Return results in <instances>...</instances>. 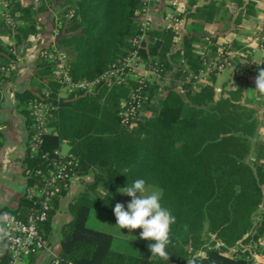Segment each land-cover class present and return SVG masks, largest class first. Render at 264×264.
<instances>
[{"label":"trees","instance_id":"trees-1","mask_svg":"<svg viewBox=\"0 0 264 264\" xmlns=\"http://www.w3.org/2000/svg\"><path fill=\"white\" fill-rule=\"evenodd\" d=\"M0 1L15 22L6 31L12 32L15 46L0 39V67L5 68L0 71V86L18 74L15 47L40 34L37 15L59 2L69 6L53 19L55 41L44 49L54 47L65 57L73 82L93 81L113 69L122 78L100 80L90 93L73 91L60 97L62 85L53 65L38 56L33 75L38 87L14 93L16 109L25 119V188L39 184L35 172L45 170L43 156L56 158L54 152L61 151L64 143L78 163L74 176L83 190L69 202L70 220L60 230V249L55 254L62 264H253L250 252L264 255V165L246 161L257 130V112L242 101L240 89L216 93V70L206 83H198L207 61L204 52L215 47L198 54L194 36L185 34L180 48L174 49L177 35L172 26L143 30L144 0H45L38 6ZM256 1L245 5L247 15L253 13ZM212 7L209 3L196 11L212 16L216 11ZM182 17L183 13L176 15ZM207 41L213 43L215 37ZM232 41V47L250 60L247 50ZM134 51L139 65L157 74L152 80L129 77L133 72L123 65ZM245 71L255 79L259 72L251 66ZM166 74L169 83L163 80ZM237 76L242 77L239 72ZM136 92L142 102L134 121L125 125L119 115L121 105L131 102ZM40 101L51 107L46 114L49 132L32 152L31 107ZM141 178L159 189L162 206L176 218L168 262L151 256L149 241L142 240L139 254L130 258L109 247V235L85 226L88 209L114 213L110 199L117 189ZM65 192L66 188L52 200L41 226L47 241L58 199ZM37 203L36 198L26 197L24 189L16 207L0 212L25 220Z\"/></svg>","mask_w":264,"mask_h":264},{"label":"crops","instance_id":"crops-1","mask_svg":"<svg viewBox=\"0 0 264 264\" xmlns=\"http://www.w3.org/2000/svg\"><path fill=\"white\" fill-rule=\"evenodd\" d=\"M22 5L34 4L37 2L42 4L45 0H18ZM250 0H144L146 9L144 12V21L148 29H163L172 26L176 32L175 49H179L183 35L191 34L194 36V49L199 52L206 48V42L209 37L221 35V44L233 42L234 38L240 41L239 38L244 35L251 34V31H257L264 25V0H257L252 14L247 15L245 5ZM194 4L191 5L190 3ZM172 3H175L173 6ZM209 3L214 4L213 15L205 16L201 11L204 5ZM69 6V3L59 2L49 6L48 10L37 15V21L40 24V34L37 37H29L24 43L15 47L18 53V74L11 82H4L1 85L0 93V209L4 207L13 208L18 204L25 186L26 178L23 174V164L27 157L25 147L26 130L25 119L16 109V101L14 98L15 92L24 90H34L38 87L39 81L34 78L35 67L38 61L39 52L52 45L55 41L53 31V19ZM170 6L174 12L167 14L166 7ZM183 13L182 18H176V15ZM212 17V18H211ZM221 18V32L213 30L212 23ZM212 19V20H210ZM5 33V32H4ZM0 39L5 45L13 44L15 39L9 35L0 34ZM219 40V39H218ZM242 41V40H241ZM244 42V41H243ZM243 46V45H242ZM234 55L229 65H238L239 63L248 62L251 67L259 71L264 68V59L258 61L257 57L251 56L250 60L243 58L240 52ZM246 62V63H247ZM223 64V63H222ZM233 67V66H232ZM217 71V70H216ZM144 74L151 72L143 70ZM217 75L215 82V91L217 94H224L227 91L240 89L242 101L246 102L250 107L257 112V130L252 138V150L246 157L247 162H258L264 165V94L259 95L256 90L255 77L253 74L249 80H246L237 75H230L228 69L221 71V76ZM204 75V74H203ZM202 75V77H203ZM221 79V92L218 85ZM61 152H63L61 146ZM75 184H78L77 186ZM83 190V184L78 179H73L64 195L58 199V207L52 217V234L48 237L49 250L54 254L60 249V230L63 224L70 220L68 213L69 202ZM120 194L118 191L111 199ZM124 198V195H121ZM131 198V197H130ZM110 199V200H111ZM125 199V198H124ZM95 209H88L85 217V226L87 229L101 232L109 235V247L113 249L115 238L128 242L130 232L127 229H120L117 222L112 226L117 228L116 233L104 232L98 230L95 224L96 219L105 220L104 215L94 213ZM94 218V219H93ZM102 225V224H100ZM140 230V229H137ZM113 250H119L114 248ZM125 251V250H121ZM125 253V252H124ZM49 253L43 252L37 256L34 264H44L49 257Z\"/></svg>","mask_w":264,"mask_h":264},{"label":"built area","instance_id":"built-area-1","mask_svg":"<svg viewBox=\"0 0 264 264\" xmlns=\"http://www.w3.org/2000/svg\"><path fill=\"white\" fill-rule=\"evenodd\" d=\"M172 5L174 6L175 3H172ZM5 16L4 19L6 23L9 24L10 27H14L15 23H11L12 18L10 15ZM143 26L142 29L144 30ZM56 34L57 31L55 30L54 35ZM134 43H137V40H135ZM260 45L264 53V33L262 34ZM230 47L231 46L228 44L224 49V63L231 54ZM39 56L53 63L55 67L58 68L56 70L58 71L56 78L62 87L65 86L71 91L90 93L95 89L100 80L107 81L111 77H114L117 81L122 80L117 69H113L105 73L101 78L93 81L73 82L69 76L65 58L62 57L54 47L51 50H41ZM137 66H139V57L137 52L134 51L125 59L123 67L128 68L131 72H135ZM4 70V67H0V71ZM151 74L157 75L154 72H151ZM201 74L198 80L202 79ZM137 92L131 102L122 103L121 105L119 115L125 125L134 121L138 108L142 102V98ZM49 109H51V107L42 101L35 103L31 107L34 134L29 140V146L32 152H36L38 145L41 143L42 135L49 132L46 126V114ZM54 155L56 158L46 155L43 156L47 162L45 170H37L35 172V175L40 178L39 184L27 186L25 188L26 197L37 199V208L31 211L25 220L17 219L4 211L0 212V226L8 233L7 236L0 239L2 242V246L0 245V264H30L29 261L32 257L38 256L43 252H47L54 256L50 264H62L57 259L56 254L49 250L48 241L42 233L41 226L47 221L49 211L52 208V200L59 195L61 190L68 188L67 182L70 183L75 179L74 171L78 163L75 157L67 153L63 154L61 151H55ZM248 258L253 264H264V257L256 252H250Z\"/></svg>","mask_w":264,"mask_h":264},{"label":"rangeland","instance_id":"rangeland-1","mask_svg":"<svg viewBox=\"0 0 264 264\" xmlns=\"http://www.w3.org/2000/svg\"><path fill=\"white\" fill-rule=\"evenodd\" d=\"M37 4L39 5L38 2H37ZM4 7H5V4L2 1H0V34L1 35L7 34L11 38H14L12 32H10L9 34L6 32L9 24L6 23L4 17H6L5 15H9V12L4 11ZM64 10H66V8L63 10H60L59 12L61 15L60 14L57 15V17L62 16V13ZM144 12H145V10H144ZM165 12L167 14H171L174 12V9L171 8L170 6H167ZM1 22H3V24ZM12 22H13V20L11 21V23ZM213 22L214 23H212V25L210 27H212L213 30L220 33L221 32V18H217V20H215ZM141 25L142 26L144 25L143 26L144 30L148 29V26L145 23L144 18L141 19ZM249 31H251V34H247V35H244L243 37L239 38L240 41H238V43L240 45H243L242 49L247 50V54H250L251 56L255 55V57L258 58L257 59L258 61H262L264 59V53L260 48L261 47L260 42L262 41V34L264 33V25H262L255 32L252 30H249ZM214 37H215V41L213 43L210 41H207V44L205 47L206 48L207 47H215L216 49L213 51H211V50L207 51L206 50L204 52L205 53L204 55H207V57H206L207 61L205 62V69L202 72L204 75L201 74L202 79L198 80V83H206L208 81L210 73L213 72L214 70H217L219 73L218 75L221 76L220 75L221 71L225 70V69H228V71L230 72V75H232V76L237 75L239 72V74L242 75V78L249 80L251 78V75H249V73H248V77H247L245 70H246V67L250 66V64L246 61L247 63L243 62V63H239L238 65H234V64L229 65V64H231L229 62L233 59L234 55H238L237 54L238 51H236L234 49V47H232V42L228 43L231 46L230 47L231 54H230V56L227 57V59L224 63V59H225L224 56L225 55L223 54V52H224V49L228 46V44H225V45H224V43L221 44V35H216ZM234 39H237V38H234ZM10 46H13V44H11ZM203 51H204V49H202L201 51H199L197 53L202 54ZM239 55H241V54H239ZM62 57H64V56H62ZM65 61L67 62L66 59H65ZM48 63H50V62H48ZM50 64L53 65L52 70L54 71L55 76H56L57 72H58L56 70L58 68H56L53 63H50ZM143 70H144L143 65H139V66H137L135 72H133L129 77L131 79H137V77L146 76L147 78L152 80L153 75L146 74V73L144 74ZM202 75H203V77H202ZM216 75H217V72H216L215 76ZM169 78H170V74H166L165 77L163 78L164 82L169 83ZM220 81H221V79L219 80V83H220ZM218 87H219V90L221 92V83L218 85ZM44 90H45L44 92H48L47 89H44ZM71 92H73V91H71L70 89H68L67 87L64 86V87H62V89H60L59 95H60V97H67L68 94H70ZM218 95H221V93ZM141 114L145 115L146 112L142 111ZM62 150H63V152H66L68 150L67 144H65V143L62 144ZM75 185L77 186L78 184H75ZM150 187L152 190H159L153 186H150ZM124 198H123V196H121V194H118L117 196L113 197L110 200V202L113 205H116L117 203L124 204L125 209H127V204L130 202L131 198L126 196V195H124ZM94 213H99V215H104V217H106V219L103 221L95 218V220H96L95 224H99V225H95L96 228H99L98 230L104 231V232H114L115 234H118V233H116V232H118L117 228L115 226H112L113 223L117 222L114 213H106V212L99 211L96 209H95ZM100 224H102V225H100ZM141 231H142L141 229L140 230L136 229V230L132 231L130 233L131 236H130L128 242L118 240L115 238L114 243H113V249L114 248L119 249L117 251L125 250V251H121V252H125L130 258L136 257L140 252V246H141V242H142V239L139 238ZM263 251H264V246H263ZM258 254L260 256L264 257L263 254H261V253H258Z\"/></svg>","mask_w":264,"mask_h":264},{"label":"clouds","instance_id":"clouds-1","mask_svg":"<svg viewBox=\"0 0 264 264\" xmlns=\"http://www.w3.org/2000/svg\"><path fill=\"white\" fill-rule=\"evenodd\" d=\"M255 84L256 90L264 91V68L259 70ZM117 191L121 195L131 197V200L127 204V209L124 204L115 205L116 226L127 229L130 233L141 229L139 238L149 241L147 246L151 256L168 262L170 258L168 248L172 243L171 226L175 224L176 218L169 209L162 206L161 192L152 190L142 178L136 179L131 185L118 188ZM7 235L6 230L0 226V239Z\"/></svg>","mask_w":264,"mask_h":264},{"label":"water","instance_id":"water-1","mask_svg":"<svg viewBox=\"0 0 264 264\" xmlns=\"http://www.w3.org/2000/svg\"><path fill=\"white\" fill-rule=\"evenodd\" d=\"M54 259L53 255H49V257L46 259V261L44 262V264H50V262Z\"/></svg>","mask_w":264,"mask_h":264}]
</instances>
